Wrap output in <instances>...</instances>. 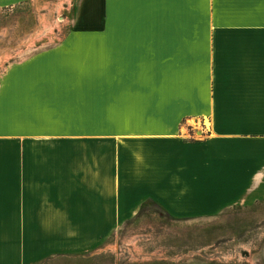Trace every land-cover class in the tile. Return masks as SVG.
<instances>
[{"label":"crops","instance_id":"1","mask_svg":"<svg viewBox=\"0 0 264 264\" xmlns=\"http://www.w3.org/2000/svg\"><path fill=\"white\" fill-rule=\"evenodd\" d=\"M69 24L0 76V264L119 226L117 179L209 213L259 190L264 0H73Z\"/></svg>","mask_w":264,"mask_h":264},{"label":"rangeland","instance_id":"2","mask_svg":"<svg viewBox=\"0 0 264 264\" xmlns=\"http://www.w3.org/2000/svg\"><path fill=\"white\" fill-rule=\"evenodd\" d=\"M72 5L73 0H29L0 8V76L12 63L60 42L70 27ZM115 120L119 123L120 118ZM198 128L189 135L202 139ZM120 134L112 138L119 140L121 149L116 151L123 155ZM262 182L258 191L209 213L190 210L193 206L184 202V195H157L145 187L139 197L136 180H114L121 199L136 206L133 215L114 228L78 229L92 233L80 242L65 243L75 251L49 254L34 264H264ZM123 189L134 196H123ZM54 237L48 235L49 251Z\"/></svg>","mask_w":264,"mask_h":264}]
</instances>
